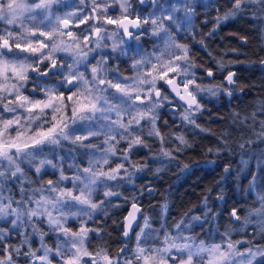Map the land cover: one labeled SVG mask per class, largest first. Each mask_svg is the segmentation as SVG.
<instances>
[{
	"label": "clouds",
	"instance_id": "1",
	"mask_svg": "<svg viewBox=\"0 0 264 264\" xmlns=\"http://www.w3.org/2000/svg\"><path fill=\"white\" fill-rule=\"evenodd\" d=\"M0 264H264V0H0Z\"/></svg>",
	"mask_w": 264,
	"mask_h": 264
},
{
	"label": "flooded vegetation",
	"instance_id": "2",
	"mask_svg": "<svg viewBox=\"0 0 264 264\" xmlns=\"http://www.w3.org/2000/svg\"><path fill=\"white\" fill-rule=\"evenodd\" d=\"M231 39H233V38H231Z\"/></svg>",
	"mask_w": 264,
	"mask_h": 264
},
{
	"label": "rangeland",
	"instance_id": "3",
	"mask_svg": "<svg viewBox=\"0 0 264 264\" xmlns=\"http://www.w3.org/2000/svg\"><path fill=\"white\" fill-rule=\"evenodd\" d=\"M231 39V38H230Z\"/></svg>",
	"mask_w": 264,
	"mask_h": 264
},
{
	"label": "trees",
	"instance_id": "4",
	"mask_svg": "<svg viewBox=\"0 0 264 264\" xmlns=\"http://www.w3.org/2000/svg\"><path fill=\"white\" fill-rule=\"evenodd\" d=\"M234 39V38H233Z\"/></svg>",
	"mask_w": 264,
	"mask_h": 264
}]
</instances>
